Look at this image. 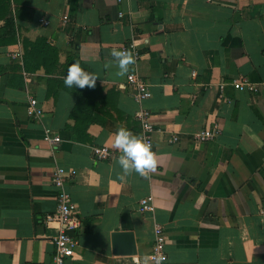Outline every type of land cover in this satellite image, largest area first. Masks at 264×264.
<instances>
[{"label":"crops","instance_id":"0c3cea01","mask_svg":"<svg viewBox=\"0 0 264 264\" xmlns=\"http://www.w3.org/2000/svg\"><path fill=\"white\" fill-rule=\"evenodd\" d=\"M5 17L15 41L2 32ZM36 40L58 56L34 45L25 71L19 41ZM0 41V264H53L59 224L47 217L59 168L77 221L65 264H149L155 224L168 264H264V0H0ZM124 48L135 62L117 75L111 51ZM67 52L97 75L85 142L72 132L76 96L54 81ZM129 73L149 87L141 104ZM238 78L259 91L238 90ZM30 98L40 118L27 115ZM141 109L157 165L125 174L113 140L119 127L140 133ZM215 126V137L195 141ZM46 130L59 144L44 140ZM95 147L109 156L96 159ZM149 196L152 210L142 212Z\"/></svg>","mask_w":264,"mask_h":264},{"label":"built area","instance_id":"2783aa9c","mask_svg":"<svg viewBox=\"0 0 264 264\" xmlns=\"http://www.w3.org/2000/svg\"><path fill=\"white\" fill-rule=\"evenodd\" d=\"M67 17H63L66 20ZM42 24H46L44 19L39 20ZM123 50H126L125 48ZM20 52L14 53L15 57H19ZM127 83L132 87L134 91V100L141 104L150 97V91L147 83L135 73H129L126 77ZM234 85L240 91H248L250 93H256L259 91L258 87L248 82L245 78H238L234 80ZM26 113L30 118H40L43 113L42 107L39 105L35 98H30L26 107ZM136 119L140 124V135L144 139L151 143L153 150L152 133L154 126L151 122V115L149 111L141 109L136 113ZM218 134L217 126L213 129H204L195 136V141L206 142ZM44 140L50 144L57 145L60 142V138L56 135H52L49 130L45 131ZM175 140V138L173 139ZM94 157L98 160L105 159L109 156L110 151L107 147H95L93 149ZM74 174V172H72ZM63 170L57 169L53 176V184L58 188L57 194V210L52 216H48V221H56L59 224V231L53 239L54 243V255L53 264H65L66 260L70 258L74 252V248L77 244L76 239L71 235V231L76 227V218L74 216L75 206L71 200L69 193L64 187ZM152 198L146 197L140 200V208L142 212H148L152 210ZM153 245L149 255L147 256V262L149 264H168V258L166 254V239L164 229L161 225L155 224L153 227ZM134 264H141L136 260Z\"/></svg>","mask_w":264,"mask_h":264},{"label":"clouds","instance_id":"9594fccd","mask_svg":"<svg viewBox=\"0 0 264 264\" xmlns=\"http://www.w3.org/2000/svg\"><path fill=\"white\" fill-rule=\"evenodd\" d=\"M111 55L115 58L119 71L117 75H123L129 70V65L135 62L133 55L127 50L112 49ZM97 75L86 71L80 66L79 61L72 63L64 77V84L68 87L83 88L94 87ZM113 144L121 150L117 163L125 174L133 171L145 174L148 170H155L157 165L156 154L152 151V145L140 134L131 132L126 127L116 130Z\"/></svg>","mask_w":264,"mask_h":264},{"label":"trees","instance_id":"16d2710c","mask_svg":"<svg viewBox=\"0 0 264 264\" xmlns=\"http://www.w3.org/2000/svg\"><path fill=\"white\" fill-rule=\"evenodd\" d=\"M6 2H4L5 4ZM7 28H9L10 31H6ZM3 34H9L11 39L15 41L16 38H14L15 36V28H14V23H13V19L9 18V17H5V23L3 26V30H2ZM9 40V41H10ZM3 41H0V44ZM20 45H21V51H22V59H23V65H24V70L28 71L29 70V59H31L32 56V48L34 45L40 46V48L43 51V54H46L48 56H53V57H57L58 56V50H56L55 48H52L50 46H47L42 40H36L35 43H30V42H26V41H19ZM28 46H30L28 48ZM30 49V50H29ZM79 61L77 56L73 53L67 52L66 53V61L65 63L61 66L62 71H57L58 75H61V77H65L66 73H67V68H69V66L76 62ZM42 65L44 66V72L46 74H52L53 72L51 71V69H49L50 63L48 64V66L44 63H42ZM56 81L55 84L59 89H63L67 92L72 93L73 95L76 96V104L73 107L71 114H70V118L73 119L74 124L72 126V132H73V136L74 139L78 142H85L87 137V133H86V129L87 126L84 125V118L87 115V112H89V101H90V97L93 94V91L95 90L96 86L94 87H88L90 92V95L84 96L83 94H81V88L79 87H68L64 84V78H61V80H54ZM57 88V91H58ZM84 88V87H83ZM97 90V89H96ZM56 90L51 92V87L47 89V93L48 96H55L57 93ZM81 91V92H80Z\"/></svg>","mask_w":264,"mask_h":264},{"label":"water","instance_id":"95a60500","mask_svg":"<svg viewBox=\"0 0 264 264\" xmlns=\"http://www.w3.org/2000/svg\"><path fill=\"white\" fill-rule=\"evenodd\" d=\"M128 254L129 255L135 254V251L133 249H128Z\"/></svg>","mask_w":264,"mask_h":264}]
</instances>
